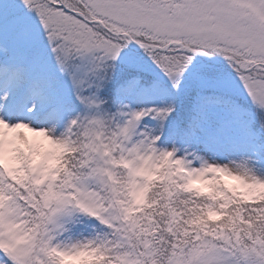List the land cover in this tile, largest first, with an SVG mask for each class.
Here are the masks:
<instances>
[{
	"label": "snow or ice",
	"instance_id": "1",
	"mask_svg": "<svg viewBox=\"0 0 264 264\" xmlns=\"http://www.w3.org/2000/svg\"><path fill=\"white\" fill-rule=\"evenodd\" d=\"M0 264H264V0H2Z\"/></svg>",
	"mask_w": 264,
	"mask_h": 264
},
{
	"label": "rangeland",
	"instance_id": "2",
	"mask_svg": "<svg viewBox=\"0 0 264 264\" xmlns=\"http://www.w3.org/2000/svg\"><path fill=\"white\" fill-rule=\"evenodd\" d=\"M0 2H2V0H0Z\"/></svg>",
	"mask_w": 264,
	"mask_h": 264
}]
</instances>
